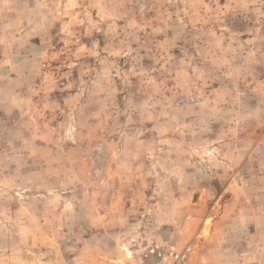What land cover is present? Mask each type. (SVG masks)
Wrapping results in <instances>:
<instances>
[{
  "label": "rangeland",
  "instance_id": "rangeland-1",
  "mask_svg": "<svg viewBox=\"0 0 264 264\" xmlns=\"http://www.w3.org/2000/svg\"><path fill=\"white\" fill-rule=\"evenodd\" d=\"M40 2L25 117L0 131V264L186 244L187 264H264V170L223 185L226 162L264 165V0Z\"/></svg>",
  "mask_w": 264,
  "mask_h": 264
},
{
  "label": "crops",
  "instance_id": "crops-1",
  "mask_svg": "<svg viewBox=\"0 0 264 264\" xmlns=\"http://www.w3.org/2000/svg\"><path fill=\"white\" fill-rule=\"evenodd\" d=\"M32 9L33 17L27 18V8ZM42 27V9L40 0H0V131L4 127L3 124H8L11 121V115L16 114L18 120L20 116L25 117V107L27 100V92L34 87L36 76L38 75L39 66L36 63V59L41 62V55H35L31 57L27 54L26 44L33 41L37 44L40 34L37 32ZM30 33V34H28ZM23 122V121H22ZM247 151V150H246ZM244 149L228 150L227 155H239L243 154ZM250 152H247L249 155ZM259 166V167H258ZM224 172L233 171L231 177L226 179L220 175L218 180H226L225 184H247L250 179L246 175H240L239 172L249 171L262 172L264 165H258L251 163L248 159L243 164H230L226 162L223 165ZM236 172H238L236 174ZM257 174V173H256ZM259 175V173L257 174ZM259 177V176H258ZM260 179V178H259ZM264 180V179H263ZM223 183V182H221ZM218 185H221L218 183ZM223 213L222 215H224ZM222 216H218L212 223L211 237L218 236V229L215 228ZM176 232V230H174ZM170 230H163V233H169ZM149 244V243H148ZM147 253L141 257L139 254L136 258H129L124 262L125 264H141L158 262L160 253ZM132 256V255H131Z\"/></svg>",
  "mask_w": 264,
  "mask_h": 264
},
{
  "label": "built area",
  "instance_id": "built-area-1",
  "mask_svg": "<svg viewBox=\"0 0 264 264\" xmlns=\"http://www.w3.org/2000/svg\"><path fill=\"white\" fill-rule=\"evenodd\" d=\"M193 253V247L190 244H186L180 249H176L170 252L169 258L166 259L163 255L158 262L141 263V264H187Z\"/></svg>",
  "mask_w": 264,
  "mask_h": 264
}]
</instances>
